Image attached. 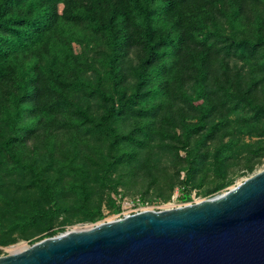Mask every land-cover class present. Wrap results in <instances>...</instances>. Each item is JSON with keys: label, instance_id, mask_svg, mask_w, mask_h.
<instances>
[{"label": "trees", "instance_id": "16d2710c", "mask_svg": "<svg viewBox=\"0 0 264 264\" xmlns=\"http://www.w3.org/2000/svg\"><path fill=\"white\" fill-rule=\"evenodd\" d=\"M262 160L264 0H0V246Z\"/></svg>", "mask_w": 264, "mask_h": 264}, {"label": "water", "instance_id": "95a60500", "mask_svg": "<svg viewBox=\"0 0 264 264\" xmlns=\"http://www.w3.org/2000/svg\"><path fill=\"white\" fill-rule=\"evenodd\" d=\"M0 264H264V169L218 197L69 231Z\"/></svg>", "mask_w": 264, "mask_h": 264}, {"label": "rangeland", "instance_id": "374dc122", "mask_svg": "<svg viewBox=\"0 0 264 264\" xmlns=\"http://www.w3.org/2000/svg\"><path fill=\"white\" fill-rule=\"evenodd\" d=\"M74 49L76 52H79V48L77 46H75ZM262 169H264V160H262V162L254 168V171L252 173L247 174V175L237 176L231 185L227 186L226 188L212 195L201 196L200 192H198L197 190H194L190 195L189 201L187 202H179L178 197L180 196L181 192L179 191L178 188L175 189V191L173 192L169 200H164L168 195V192L165 190L162 192L163 193L162 197H156L155 192L149 193V195H147L148 203L145 205H141L140 203H138L139 201L138 195L132 196V193H128L123 190L120 192L121 196H116L114 198L115 199L114 201L116 203V208L119 209L118 212L114 211L112 208L103 206L102 208L103 218L99 220L98 222L82 223V222L77 221L75 218L73 221H70L63 227L57 226L55 228L56 234L53 237L64 234L69 231L88 229L96 225H100L102 223L119 220L128 215H133V214L143 212V211H148V210L164 211V210L175 209V208L183 207L189 204H195V203H199L204 200L212 199V198L225 194L229 190L236 187L238 184L242 183L245 179H247L248 177H250L251 175L255 174L256 172ZM47 238L48 237L45 234L41 233L34 237H30L27 240L19 239L16 242L9 244L7 246H0V258L5 257L7 255H11L18 251H22Z\"/></svg>", "mask_w": 264, "mask_h": 264}, {"label": "bare ground", "instance_id": "6f19581e", "mask_svg": "<svg viewBox=\"0 0 264 264\" xmlns=\"http://www.w3.org/2000/svg\"><path fill=\"white\" fill-rule=\"evenodd\" d=\"M16 253V252H15Z\"/></svg>", "mask_w": 264, "mask_h": 264}]
</instances>
